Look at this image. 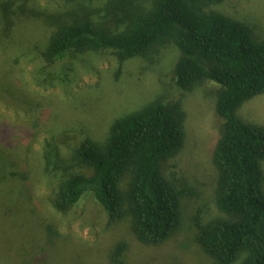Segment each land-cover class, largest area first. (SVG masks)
Segmentation results:
<instances>
[{"label":"rangeland","instance_id":"374dc122","mask_svg":"<svg viewBox=\"0 0 264 264\" xmlns=\"http://www.w3.org/2000/svg\"><path fill=\"white\" fill-rule=\"evenodd\" d=\"M109 4L0 0V264H216L197 236L200 225L221 214L210 150L223 123L215 110L219 84L178 87L179 50L172 43L121 64L108 48L62 60L44 55L58 21L88 15L113 28L119 14L106 11ZM205 10L242 21L264 38V0H211ZM154 99L179 100L186 112L183 147L163 167L192 192L182 198L181 227L163 243L146 245L128 217L111 219L92 193L66 209L56 202L66 175L92 172L75 157L80 143L103 141L113 120ZM235 115L264 124V93ZM119 244L124 248L114 258Z\"/></svg>","mask_w":264,"mask_h":264},{"label":"trees","instance_id":"16d2710c","mask_svg":"<svg viewBox=\"0 0 264 264\" xmlns=\"http://www.w3.org/2000/svg\"><path fill=\"white\" fill-rule=\"evenodd\" d=\"M210 2L110 0L106 11L119 14L113 28L88 15L58 21L44 55L62 60L70 52L108 48L121 64L172 43L179 50L178 87L218 83L215 110L223 123L210 150L221 214L200 225L197 241L216 264H264V124L235 115L264 93V38L242 21L205 10ZM185 122L179 100L154 99L116 118L103 141L86 139L76 148L75 157L92 172L66 175L56 205L66 209L92 193L111 219L129 218L141 243H163L181 227L182 198L192 192L163 167L183 147ZM45 159L48 166V149ZM123 248L117 246L114 258Z\"/></svg>","mask_w":264,"mask_h":264}]
</instances>
